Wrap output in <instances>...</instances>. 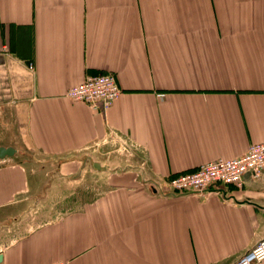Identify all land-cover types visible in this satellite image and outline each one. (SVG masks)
<instances>
[{"label":"crops","instance_id":"1","mask_svg":"<svg viewBox=\"0 0 264 264\" xmlns=\"http://www.w3.org/2000/svg\"><path fill=\"white\" fill-rule=\"evenodd\" d=\"M100 73L108 109L67 98ZM263 141L264 0H0V264H234L264 176L160 185Z\"/></svg>","mask_w":264,"mask_h":264},{"label":"built area","instance_id":"2","mask_svg":"<svg viewBox=\"0 0 264 264\" xmlns=\"http://www.w3.org/2000/svg\"><path fill=\"white\" fill-rule=\"evenodd\" d=\"M122 91L114 74L100 73L87 74L82 83L75 84L65 94L73 101L90 102L95 108L102 103L101 106L108 109L122 95ZM249 172L257 179H262L264 176V141L250 144L248 151L242 156L211 160L196 167L193 171L174 174L165 185L161 184L160 188L162 192L173 189L188 195L202 194L205 196L213 190L216 193H222L220 189L214 187L223 184L242 186L244 175ZM263 260L264 239L240 255L234 264H255ZM51 264H70V262L55 261Z\"/></svg>","mask_w":264,"mask_h":264},{"label":"rangeland","instance_id":"3","mask_svg":"<svg viewBox=\"0 0 264 264\" xmlns=\"http://www.w3.org/2000/svg\"><path fill=\"white\" fill-rule=\"evenodd\" d=\"M22 230H23V228H21L19 226V224H15V225H13V227H11L10 231L8 229H5V232H4V230L1 231V233H0V244L4 243V241L6 242L7 240H9L11 238V236H14V234L20 233Z\"/></svg>","mask_w":264,"mask_h":264},{"label":"water","instance_id":"4","mask_svg":"<svg viewBox=\"0 0 264 264\" xmlns=\"http://www.w3.org/2000/svg\"><path fill=\"white\" fill-rule=\"evenodd\" d=\"M17 150L14 148V146L10 145L9 147H5L0 145V157L3 159L5 157L13 155ZM2 260V255H0V262Z\"/></svg>","mask_w":264,"mask_h":264}]
</instances>
